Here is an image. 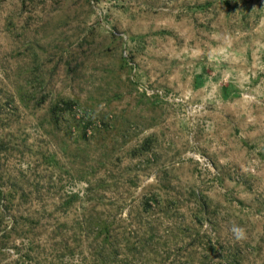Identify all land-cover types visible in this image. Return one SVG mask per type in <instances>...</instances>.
Segmentation results:
<instances>
[{
  "label": "rangeland",
  "instance_id": "obj_1",
  "mask_svg": "<svg viewBox=\"0 0 264 264\" xmlns=\"http://www.w3.org/2000/svg\"><path fill=\"white\" fill-rule=\"evenodd\" d=\"M0 264H264V0H0Z\"/></svg>",
  "mask_w": 264,
  "mask_h": 264
},
{
  "label": "clouds",
  "instance_id": "obj_2",
  "mask_svg": "<svg viewBox=\"0 0 264 264\" xmlns=\"http://www.w3.org/2000/svg\"><path fill=\"white\" fill-rule=\"evenodd\" d=\"M231 232L237 241H243L248 238L246 229L241 226L234 224L231 228Z\"/></svg>",
  "mask_w": 264,
  "mask_h": 264
}]
</instances>
